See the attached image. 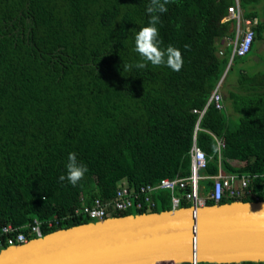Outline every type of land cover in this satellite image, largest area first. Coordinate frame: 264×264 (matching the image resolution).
Returning <instances> with one entry per match:
<instances>
[{
  "label": "trees",
  "instance_id": "1",
  "mask_svg": "<svg viewBox=\"0 0 264 264\" xmlns=\"http://www.w3.org/2000/svg\"><path fill=\"white\" fill-rule=\"evenodd\" d=\"M232 2L170 0L158 27L163 45L181 51L183 66L173 72L130 66L139 58L134 34L149 22L147 0H0V229L10 224L30 239L33 219L42 235L88 222L78 212L81 204L112 197L122 183L138 187L186 176L198 116L193 109L204 106L227 69L231 46L221 40L232 38L233 29L231 20L221 19ZM239 5L258 22L249 51L233 56L229 68L245 63L264 40V0ZM261 52L264 62V47ZM236 87L224 97L220 89L223 108L209 103L198 123L203 175L217 172L214 136L224 142V171L264 174V69L239 68ZM69 152L88 167L76 186L57 179ZM210 183L200 181L203 192ZM259 183L255 197L240 199L264 200ZM152 199L149 210L111 215L170 209L168 191Z\"/></svg>",
  "mask_w": 264,
  "mask_h": 264
},
{
  "label": "water",
  "instance_id": "2",
  "mask_svg": "<svg viewBox=\"0 0 264 264\" xmlns=\"http://www.w3.org/2000/svg\"><path fill=\"white\" fill-rule=\"evenodd\" d=\"M165 260H264V200L109 216L0 248V264H152Z\"/></svg>",
  "mask_w": 264,
  "mask_h": 264
},
{
  "label": "built area",
  "instance_id": "3",
  "mask_svg": "<svg viewBox=\"0 0 264 264\" xmlns=\"http://www.w3.org/2000/svg\"><path fill=\"white\" fill-rule=\"evenodd\" d=\"M232 21L233 37L222 38L223 46H231L230 56L226 68L231 62L233 56L245 55L251 46L254 38V26L258 22L257 17H245L239 5V0L227 6L226 15L221 21ZM222 48L219 49V54L222 53ZM222 77L218 80L213 90L209 94L204 106L200 109H193V112L198 114L194 129L192 142L189 149V173L186 176L175 175L174 177H163L157 182L139 185L138 187L129 186L122 183L115 190L112 197L102 199L95 197L90 203L81 204L78 212L87 216L90 220H102L117 211L127 209L138 210L143 206L149 210L154 206L152 194L158 190H166L170 196V208L191 205L198 207L206 204L207 199L213 200L214 203H219L224 197L232 200H241L245 196L255 197L253 187L255 183L260 181L261 187L264 189V174L259 173H235L226 172L221 168L220 153L224 147V142L221 138H215V153L217 156V172L213 175H203L202 170L206 167V154L196 143V130L199 128L198 123L201 116L205 112L209 103H213L217 109L223 108V103L220 94V85ZM232 164V163H231ZM203 178L211 180L208 190L202 191L200 181ZM255 200V199H254ZM182 202H186L183 205ZM29 232L34 237L42 236L40 224L37 219L28 225ZM25 234L19 231L16 227L7 224L0 229V246L6 244L11 246L27 241ZM195 260L183 262L177 260L156 261L152 264H199ZM207 264H221L217 262H207Z\"/></svg>",
  "mask_w": 264,
  "mask_h": 264
},
{
  "label": "clouds",
  "instance_id": "4",
  "mask_svg": "<svg viewBox=\"0 0 264 264\" xmlns=\"http://www.w3.org/2000/svg\"><path fill=\"white\" fill-rule=\"evenodd\" d=\"M169 2L170 0H147L145 11L149 14V22L134 34V51L139 58L130 65L131 67L144 69L148 64L163 65L173 72H178L182 68L183 57L180 49L171 44L164 46L158 27L161 14L167 12ZM87 172V165L78 159L75 152H69L64 171L57 179L61 182L66 180L72 186H76Z\"/></svg>",
  "mask_w": 264,
  "mask_h": 264
},
{
  "label": "rangeland",
  "instance_id": "5",
  "mask_svg": "<svg viewBox=\"0 0 264 264\" xmlns=\"http://www.w3.org/2000/svg\"><path fill=\"white\" fill-rule=\"evenodd\" d=\"M263 47H264V40H258L255 52L248 57V59L246 60L245 63H243V64L233 63L230 66V68L228 67L226 69L224 76H223L222 85L220 88L223 97L227 95V92L229 90H237L236 73H237L239 68L242 67V68L246 69L247 71L264 69V62L261 61V58H260L261 56L259 55V53L261 52ZM261 54H262V52H261ZM236 121H237L236 117L229 119L230 125L234 124ZM230 162L233 165H239V164L243 163L242 161H238V160H232Z\"/></svg>",
  "mask_w": 264,
  "mask_h": 264
},
{
  "label": "bare ground",
  "instance_id": "6",
  "mask_svg": "<svg viewBox=\"0 0 264 264\" xmlns=\"http://www.w3.org/2000/svg\"><path fill=\"white\" fill-rule=\"evenodd\" d=\"M125 212V211H124Z\"/></svg>",
  "mask_w": 264,
  "mask_h": 264
}]
</instances>
